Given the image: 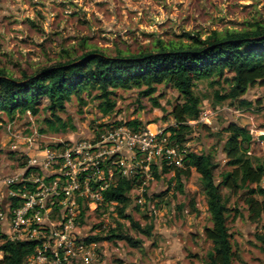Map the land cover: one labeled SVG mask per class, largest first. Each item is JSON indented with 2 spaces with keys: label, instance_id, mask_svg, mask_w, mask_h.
<instances>
[{
  "label": "rangeland",
  "instance_id": "374dc122",
  "mask_svg": "<svg viewBox=\"0 0 264 264\" xmlns=\"http://www.w3.org/2000/svg\"><path fill=\"white\" fill-rule=\"evenodd\" d=\"M257 22H264V0H0V70L18 78L22 71L33 73L91 49L108 55L118 51L134 54L154 49L159 41L185 43L189 36L204 39L213 31L247 30ZM140 91L115 90L116 105L108 114L99 109L94 91L83 93V105L72 97L65 110L57 113L67 125L64 132L49 128L46 120L53 117L44 109L45 100L36 116L27 113L9 119L0 113V204L6 197L2 181L15 169L5 154L9 151L34 153L57 145L64 150L82 141L102 139L132 120L143 128L150 124L161 129L174 126L171 112L177 91L159 86L152 95L157 105ZM193 91L200 101L199 117L206 112L208 119L189 125L183 143L187 151L210 153L218 171H229L222 147L228 136L224 130L232 122L251 134L248 154L264 159V128H257L261 120L264 124V84H256L237 99L219 100L230 91L224 78L197 81ZM122 165L117 170L132 167L126 158ZM112 172L116 174L114 169ZM157 173L159 178L152 181L138 176L124 210L141 226L152 224L151 235L146 237L132 228L118 215L116 205L107 208L105 216L87 217L82 225H105V229L96 228L95 235L104 237L120 227L141 241L138 247L120 240L94 242L90 264H201L209 249L204 229L211 226V220L200 177L195 170L187 178L181 176L179 190L175 170ZM260 186L264 187V177ZM245 198L240 191L227 205L233 264H264L262 244L256 238L257 234L264 236V215L251 221Z\"/></svg>",
  "mask_w": 264,
  "mask_h": 264
},
{
  "label": "trees",
  "instance_id": "16d2710c",
  "mask_svg": "<svg viewBox=\"0 0 264 264\" xmlns=\"http://www.w3.org/2000/svg\"><path fill=\"white\" fill-rule=\"evenodd\" d=\"M189 38L190 41L185 43L164 44L159 41L154 49L134 54L118 51L115 55H108L91 49L66 61L41 67L33 73L22 71L18 78L0 70V113L9 119L27 112L36 116L40 112V102L45 100L44 109L53 117V120H46L49 128L64 132L67 125L57 113L65 110L72 97L83 105V93L94 91L99 109L108 114L116 105L113 98L115 90L141 89L140 95L149 97L157 105L152 96L157 88L171 87L177 91L178 99L171 112L174 126L167 131L172 142L183 144L187 131L191 130L186 122L199 117L200 101L193 91L197 81L224 78L230 84V91L219 100L237 99L256 84H264V22H257L247 30L213 31L204 39L198 35ZM255 113L251 112L256 116ZM126 126L133 131L143 129L137 120L127 122ZM257 128H264L262 120ZM224 131L228 136L222 149L231 167L229 171H218L212 154L194 151L185 155L184 169L175 168L174 179L179 183V190L182 188L181 176L187 178L191 170H195L205 191L211 226L204 229L209 249L201 264H233L235 260L226 217L231 197L244 192V203L251 221L255 222L264 215V187L260 186L264 177V159L248 154L252 136L245 127L231 122ZM5 154L15 169L23 166L27 159L25 154L17 151ZM161 171L166 173L172 168L162 164ZM154 174L159 178L156 171ZM133 184V180L121 178L104 195L116 202L121 218L127 219L132 228L149 237L152 224L141 226L124 214ZM256 195L262 198L259 200ZM256 238L264 252V236L257 234ZM105 240L125 241L132 247L141 245V241L135 240L120 227L112 229L104 237L90 236L88 242ZM39 246L37 241L11 240L0 232V264H27L28 258Z\"/></svg>",
  "mask_w": 264,
  "mask_h": 264
},
{
  "label": "built area",
  "instance_id": "2783aa9c",
  "mask_svg": "<svg viewBox=\"0 0 264 264\" xmlns=\"http://www.w3.org/2000/svg\"><path fill=\"white\" fill-rule=\"evenodd\" d=\"M207 119L203 112L186 124ZM185 147L172 142L167 129L150 124L140 131L119 126L102 139L64 150L60 145L34 153L25 150V164L2 181L6 197L0 204V231L11 240L40 244L27 264H90L94 242L88 239L105 225L82 222L105 216L107 208L116 205L104 193L121 178L135 182L143 175L152 181L162 164L172 171L184 168V157L191 152ZM125 158L132 167L117 170Z\"/></svg>",
  "mask_w": 264,
  "mask_h": 264
},
{
  "label": "water",
  "instance_id": "95a60500",
  "mask_svg": "<svg viewBox=\"0 0 264 264\" xmlns=\"http://www.w3.org/2000/svg\"><path fill=\"white\" fill-rule=\"evenodd\" d=\"M262 139H264V136L262 137Z\"/></svg>",
  "mask_w": 264,
  "mask_h": 264
}]
</instances>
